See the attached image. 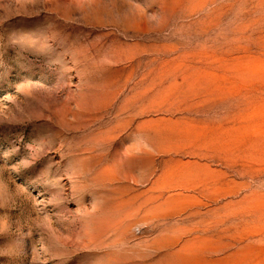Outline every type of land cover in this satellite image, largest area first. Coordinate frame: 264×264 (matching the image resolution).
Masks as SVG:
<instances>
[{
  "label": "rangeland",
  "instance_id": "374dc122",
  "mask_svg": "<svg viewBox=\"0 0 264 264\" xmlns=\"http://www.w3.org/2000/svg\"><path fill=\"white\" fill-rule=\"evenodd\" d=\"M0 264H264V0H0Z\"/></svg>",
  "mask_w": 264,
  "mask_h": 264
}]
</instances>
